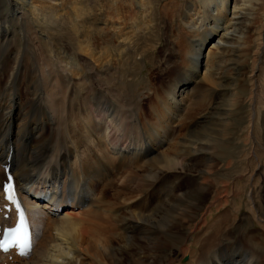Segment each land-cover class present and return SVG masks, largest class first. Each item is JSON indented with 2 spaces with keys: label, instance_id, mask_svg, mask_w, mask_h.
I'll list each match as a JSON object with an SVG mask.
<instances>
[{
  "label": "bare ground",
  "instance_id": "1",
  "mask_svg": "<svg viewBox=\"0 0 264 264\" xmlns=\"http://www.w3.org/2000/svg\"><path fill=\"white\" fill-rule=\"evenodd\" d=\"M53 8L51 0L0 1V166H3L0 169V238L4 228L13 227L18 220V210L7 203L3 191V184L8 181L6 169L15 179L20 206L29 225L33 220L39 226L37 229L32 225L38 231L36 235L30 225L33 247L29 253L19 256L15 250L0 252V263L10 264L17 258L24 260L32 255L35 260L26 264H90V260H93L91 264H108L106 261L123 264L113 247L115 238L121 236L123 241L132 243L133 258L134 254L145 253V243L152 246L150 253L144 254L149 257L148 264H264V207L257 192L262 179L260 168L264 165V122L258 117L264 98V83L260 81L264 74V23L253 53L254 41L250 36L252 21L257 15L252 10L263 13L264 0H164L160 8L153 5V0H111L105 10L93 17V24L88 25L90 30H83L71 47L65 45L73 50V55H56L61 44L46 38L36 42L44 49V57L36 60L31 50L34 43L26 28V31L20 30V46L15 49L10 46L13 37L19 36L10 23L23 22L28 15L41 20L46 17L45 10ZM156 16L174 25V51L179 54L180 63L175 65L174 82L162 96L158 95L157 105L151 106L153 118H150L140 97L133 98V102L129 99L122 102L120 98L115 102L108 92L111 81L103 79L109 85L103 90L96 86L94 78L101 77L103 69L116 61L110 57V38L120 49L119 58L126 53L121 65L127 63L130 68H137L146 52L139 51L137 37L155 26ZM102 34L105 49L97 41ZM24 59L30 65L22 64ZM250 62L248 79L252 102L245 141L252 144L250 155L255 160L254 169L245 167L232 176L226 173L224 181L213 185L212 179L219 174L207 167L196 171L192 192L187 197L175 195L177 186L167 180L170 176L185 177L186 173L184 168L176 169L177 165L183 167L182 163L170 158L169 149H162L167 141L159 135L154 120L160 128L173 123L189 100H184L183 92L188 96L194 91L196 94L212 91L217 98L222 93L234 98L240 96L239 91L245 87L240 83L247 78ZM30 68L36 69V75ZM120 69L121 76H125L127 69ZM231 70L232 87L223 89L225 74ZM23 86L29 92L28 99L22 97ZM25 107L35 108L32 112L38 116L20 119L28 110ZM213 109L218 112L214 128L227 135V119L232 115L233 105ZM203 117L209 119V116ZM18 120L19 125L15 127ZM47 126L63 129L61 149L53 148L58 152L50 154L48 160H31L28 147ZM209 139L203 140L200 152L206 162H214L216 148L223 145L224 138ZM182 145L179 156L185 152ZM115 156L120 162L126 159L139 162L138 167L144 171L142 175L137 174L136 184L122 193L126 195L125 203L134 198L136 210L132 211L124 203L122 214H116L111 222V217L100 215L103 203L98 200L95 204L91 199L94 195L90 182L97 178L92 170L97 171L95 167L101 170ZM248 159L242 161L246 166ZM40 162L43 164L37 168L35 163ZM159 163L164 166L160 167ZM208 197H212L210 202ZM43 200L47 202L40 206ZM89 201L91 226L84 227L85 220L76 216V209L87 206ZM47 221L56 226L60 235L67 231L73 233L76 249L66 237L60 236L43 239L39 244L40 229ZM192 222L188 233L173 235V229ZM242 224L254 226L256 230L252 231L256 235L235 231ZM113 226L120 227L123 234H115ZM164 242L183 257L188 256V262L176 263L166 255L167 262L163 263V257L153 252Z\"/></svg>",
  "mask_w": 264,
  "mask_h": 264
},
{
  "label": "rangeland",
  "instance_id": "2",
  "mask_svg": "<svg viewBox=\"0 0 264 264\" xmlns=\"http://www.w3.org/2000/svg\"><path fill=\"white\" fill-rule=\"evenodd\" d=\"M110 2L111 0H51V4L54 5V8L48 9V11L47 9L45 10L44 13L46 17L44 16L42 17L41 20H36L35 18H32L31 16L28 15L25 17L23 22L19 20V22L17 23L16 22L10 23L9 26L14 30V33H18V34L20 33L21 29L24 30L26 28L28 30L32 38L31 42L34 43L31 46L32 55L34 54L33 56L35 57L36 60L39 61L44 57L43 56L44 49L38 47L39 45L36 42L43 41L46 38H49L61 44L60 48L56 50V55L69 56L71 54L73 55L72 53L73 50L71 51L70 49L65 48V45L68 44L71 47V43H73V40L79 37L80 35H82L83 30L85 29L90 30L91 28H88V25L93 24L92 22L93 17L96 14H98L100 11L105 10ZM163 2L164 0H153V5H155V7L160 8ZM56 3L58 5H56ZM251 10L252 9H249L250 12ZM5 12L6 11L4 10L3 13ZM252 12H254V15L257 14L256 17L254 18V21H252V25H251L252 27L250 30V36L252 37V41H254L252 45V50H253L252 53H253L255 51V46H256L255 43L261 31L262 24L264 23V12L259 13L258 11H253V10ZM44 18L45 19L47 18V20L45 21ZM155 18H156L155 20L156 23L154 22L155 26L149 28V30H147L146 33L137 37V43L139 44V51L142 52L143 49L146 50L145 53L143 52L145 59L141 60V64L137 68H130V66L127 63L121 65V62L125 61L124 59L126 53L123 52L119 58L120 49L118 46H116L113 43L114 39L110 38L112 42V44L110 45L111 49L109 48L110 57H112L113 61L114 60L116 61H114L115 63L112 62L111 65L103 69V74L101 77L97 79L94 78L97 81L96 86L103 90L108 88L109 85L107 86L106 83L111 81L108 92L109 95L113 96V101L115 100V102H117L116 99L119 98L121 99L122 102L123 101L125 102V100L127 101L128 99L133 102V98L140 97V99L143 100V104L147 108V114L150 118H153L152 117L153 112L150 109L151 106L157 105V103L159 102L157 101L158 95L162 96L161 94H163V92L168 87L171 86L170 83L174 82L173 78H175V68H176L175 65L176 63L178 64L180 63L179 62L180 58H178L179 54L174 51L175 48L174 42H175V33H176L174 25L172 24V22H169L168 20L166 21L159 20V18H162L161 16L159 17L156 16ZM35 32H41V33L39 35H35L34 34ZM93 36H95L94 33ZM104 36L105 35L102 34L100 38V40L102 39L103 41L97 40L98 42H100L99 44L102 45L103 47L102 49H105L104 47L106 46L104 42L105 41ZM19 37L20 34L19 36L13 37V42L10 45L12 48L15 49V47L17 48L20 46L19 44H21V42H19ZM135 39L136 37L134 38V40ZM11 52L12 54H14L13 51ZM249 58H251V55L249 56ZM27 63H29L30 65V62H27L26 59H24L22 64L26 65ZM121 67L127 69L125 76L123 77L121 76V71H120ZM30 69L32 70L33 68ZM33 70L36 75V69ZM250 70H251V62L248 64L247 67V72H246L247 78H243V82L240 81L241 82L240 85L245 86L243 88L244 89L243 91L241 90L239 91L240 96L234 98L230 94L222 93V95L218 96L217 98V96L214 93H212V91L206 94H203L202 92L200 94L199 92L196 94V92L194 91V94L192 96H188V94H185V92H183L182 96L185 97L184 100L185 101L187 99L189 100L186 102V105L182 107L181 111H179V115L177 116L176 120L173 123L164 126L161 125L160 128V124L158 123V121L154 120L156 128L159 129L160 131L159 135H161L162 139L164 138V140L167 141L162 149L163 150L166 149L167 151L169 149L168 155L170 156V158H174L175 160H177V162L182 163L181 166H183L180 167L179 165H177L176 166L177 168L176 167L175 168L179 170L180 168L181 169L184 168L182 170H184V173H186L185 177L170 176L169 179L167 180L169 183H174L175 186H177L174 193L175 195H182L187 197L188 194L192 192V187H191L193 180L192 178L195 177L196 171L205 168L207 169V167L213 169V171L219 174L218 177L212 179L213 185H216L215 183L224 181L226 173H230V175L232 176L236 174L237 171L243 170V168L245 167H247L248 169L249 168L254 169L255 160L253 161L250 155L252 151V147H251L252 144L251 142H247V140L245 141L248 135L247 125L250 118L249 114H250V106L252 102L250 99V85L248 79L251 73ZM232 73H233L232 70L229 73L226 72L225 77L227 78V80L225 79L222 83L224 85L223 89H226L227 87H232L231 86L233 82L232 77L234 75ZM103 79H107V82H105V80ZM260 81L264 83V74ZM25 89H26L25 86L21 88L22 97L24 99L26 98L28 99L29 92H27ZM154 91H156V93ZM121 101L119 103H122ZM229 103L230 105H233V112L232 115L229 117V119H227L229 124L228 133L227 135L223 136L222 132L217 131L219 130V128L217 130L214 128L215 127L214 125L218 123V119H217L218 112L214 111L213 107L216 106L218 108H223L226 107V105L229 106ZM25 108H27L28 110H26L27 112H23L24 114L21 116L20 119L24 118L25 116H28V118L33 119L34 117L38 116L37 113L32 112L35 110V108L33 109L32 107H25ZM260 110L261 113L259 114L258 117H259V121H262L263 123L264 98L262 99V105ZM203 116H209V119L208 120L204 119ZM19 120L17 121L15 127L19 125ZM49 126H47L45 131L43 132L44 135L42 134L39 137L36 136V139L38 141L35 139L34 142L31 143L32 146L30 145L28 147L29 150H27L26 148L27 152L32 155L30 156L31 160L34 159L37 161H41L44 159L48 160L49 157L57 154L58 152L52 150L53 148L61 149L62 140H63L62 139L63 129L60 130L59 127H49ZM56 130L58 131V134H56ZM205 136L207 139L210 138L209 139L210 141L216 139H223V138H224L223 142L226 140L225 143L222 142L223 145L221 147L216 148L214 155L215 156L214 162L213 161L206 162L202 157L203 156L202 153L200 152L203 142L207 140ZM182 142L183 145L181 144ZM181 145L185 146L183 150L185 151L183 156H179ZM83 151L84 149H81V152ZM37 155H39L40 157L39 156L36 157ZM116 157L117 156H115V159H112V161H110L109 165L102 167L101 169L102 171L100 169H97V167H95L97 171L92 170V173L94 172L93 176L97 178L96 180L90 182L91 183L90 185L93 188V195H94V196L91 195V199L94 200L95 204L96 202H98V200L101 203H103L104 206L102 210H99L100 215H103V217L105 218H107V216H109V218L111 217L110 219L108 218L111 222H114L116 214L117 215L119 213L122 214V210H124V203H125L124 201L126 200L125 198L126 195L124 196V194L122 193H124V191L127 188L133 187L136 184L135 182H137V178H138L137 174L142 175L144 171L142 170V168L138 167L140 164L139 162L136 163L134 161H130V159H126L125 161L123 160L122 162H120ZM247 157H249L248 160L250 163L247 162L248 164L246 166V163L245 162L242 163V161L244 158ZM42 162L35 163L38 164L37 168L41 166V164H43ZM262 163H264V158H262ZM158 165L159 166L161 165L160 167H162L164 166V163L163 164L159 163ZM158 165L157 167H159ZM90 166L91 168L92 167L94 168V165L93 166L90 165ZM0 169L2 170L3 166H0ZM260 173L262 175V179L260 180L261 185L259 186L257 192L260 194L259 196H261L262 205L264 207V165L260 168ZM192 196L193 198H195L194 194H192L191 197ZM211 199L212 197H208L207 202H210ZM44 201L47 202L46 200L41 201L40 206H42V204L45 203ZM91 201L87 202V206H83L80 207V209L79 208L76 209L77 211L76 216L85 220L83 222L84 227L91 226L89 220L92 219V216L90 213H88L87 210V207H89ZM125 204H129L127 206H130L132 211L136 210L135 207L136 204L134 198L132 200L127 201ZM64 209L69 210L68 207H65ZM92 209L96 210L95 207ZM65 210H63L62 212H64ZM6 217L8 216L6 215ZM76 222H79L78 218L76 219ZM47 223L48 221L46 222V225L40 229L39 239L37 238V241L39 240L38 241L39 244L40 241L43 239L53 240L55 236H60L61 238L66 237L68 241H70V243L73 244L72 248L76 249L77 245H74L75 236L73 233H69L68 231L63 233L60 232L61 233L60 235L58 234L56 226ZM30 225L32 229L34 228L32 225L36 226L37 229L39 228V226L36 225L33 222V220L31 221ZM242 225H240L238 229L236 228L235 231H237L238 233L256 235V232L252 231V230H256L254 226L249 228V226L247 227L243 225L242 227ZM191 226H193V222L184 225L183 228L173 229L172 233L173 235H179V234L185 235L186 233H188V230ZM76 227L77 226H71V228H76ZM37 229L35 228L33 229L35 233L37 232L36 235L38 234ZM82 229L83 227L80 229L78 228V230H82ZM120 231H121L120 227L114 228L115 234L118 233L123 234ZM115 239L116 241L113 242V247L115 248L114 251L117 253L118 258L121 259V262L123 264H138V263L148 264L149 257L144 256V254L150 253L149 249L150 247H152L151 245L149 247V245L145 243L146 245V248L144 250L145 253L134 254L133 256L135 258H133L131 256L132 243L131 242L129 243L127 240L123 241L121 236H118ZM153 253L154 255L160 254L163 257V263L167 262L165 259L166 255H168V257L171 258L176 263L177 261L178 262L180 261L181 263H187L189 260L188 256L183 257L181 254H179V251L177 249L173 248V246H170L168 243L165 242L163 243V245L161 246L159 245V247L155 248V252ZM33 260H35V258L32 255H29L24 260L17 258L10 264H26L27 262L29 263L30 261ZM135 260H137L138 262H136ZM92 261L90 260L89 263L91 264ZM106 262L108 264L111 263L110 261H106Z\"/></svg>",
  "mask_w": 264,
  "mask_h": 264
},
{
  "label": "snow or ice",
  "instance_id": "3",
  "mask_svg": "<svg viewBox=\"0 0 264 264\" xmlns=\"http://www.w3.org/2000/svg\"><path fill=\"white\" fill-rule=\"evenodd\" d=\"M5 193L6 199L13 203H16L11 185L5 186ZM17 208H19L18 204ZM6 235H8L10 238L0 242V250L8 251L10 247L15 246L19 250L20 255H25L29 248V239L26 223L22 212L20 213V219L17 222L16 227L8 229Z\"/></svg>",
  "mask_w": 264,
  "mask_h": 264
}]
</instances>
